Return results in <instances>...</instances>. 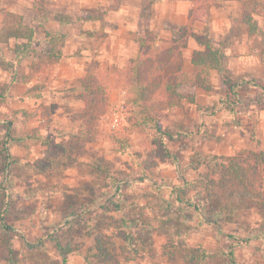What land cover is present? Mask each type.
<instances>
[{
    "label": "rangeland",
    "instance_id": "rangeland-1",
    "mask_svg": "<svg viewBox=\"0 0 264 264\" xmlns=\"http://www.w3.org/2000/svg\"><path fill=\"white\" fill-rule=\"evenodd\" d=\"M18 1L0 0V9H16ZM21 1L23 6L17 9H32L26 13L27 20L23 14L6 11L0 34V41L7 43L6 51L0 53V67L10 72V77L0 73V86L9 87L8 95L0 101V131L9 124L13 137L8 142L11 158L6 177L0 184L7 194V242L16 259L29 261L27 242L41 239L46 260L60 264L62 256L52 238L59 232L66 236L61 238L62 244L72 235L68 264H97L93 257L97 233L105 234L103 247H114L119 264H189L184 253L192 248L208 254L199 264H264V209L237 212L228 217L230 221L222 222L221 229L180 207L172 196L176 188L185 189L183 196L189 200L199 199V193L205 195L202 179L208 170L202 163L192 168V162L201 155L244 154L250 149L258 128V111L264 106V91L244 82L235 89L236 103L230 104L224 86L212 92L217 81L215 71L207 77L210 89L204 92L193 80H185L177 87L179 94L157 96L150 107L157 123L171 133L165 136L156 131L153 122L144 128L134 126V119L139 123L142 119L137 107L128 103L132 96L118 92L120 87L126 89L127 66L109 63L101 68L109 78L107 111L94 125V135H88L89 139L71 138L77 130L68 119L83 109L66 106L61 117L59 104L49 97L52 90H46L51 75L41 74L38 79L37 72L48 69L40 54L44 53L43 43L35 42L36 52L16 62L15 48L23 40L9 37V15L22 17L28 27L37 29L36 39L41 40L43 31H49L42 28V16L47 11L57 9L68 21L78 19L84 11L100 14L101 9L112 10L122 2L130 5L132 0ZM252 1L258 0H246ZM257 3L264 8V0ZM259 7L250 8L256 27L259 21L264 22V16L256 12ZM64 9L70 14H63ZM30 18L35 25L41 23L40 27L30 24ZM236 32H241L240 26ZM250 37L256 39L254 48L264 57V24ZM91 65L98 69V65ZM13 74L15 81H32L30 95H26L29 90L12 93ZM44 92H49L46 98ZM64 145L68 149L64 150ZM117 194L121 196L119 207L113 202ZM174 207L177 217L170 216ZM124 218L129 225H124ZM3 241L0 264H8ZM21 261L15 264H24Z\"/></svg>",
    "mask_w": 264,
    "mask_h": 264
},
{
    "label": "trees",
    "instance_id": "trees-1",
    "mask_svg": "<svg viewBox=\"0 0 264 264\" xmlns=\"http://www.w3.org/2000/svg\"><path fill=\"white\" fill-rule=\"evenodd\" d=\"M196 3L202 0H194ZM253 2V3H252ZM244 3V14L241 20L250 26L249 33L253 34L256 25L251 16V9L260 6L256 1ZM256 5V6H255ZM251 8V9H250ZM109 9H101V13L93 11L81 12L80 20L105 19ZM140 15L142 19V34L138 39V52L135 57L126 60V82L127 96L133 108L137 107V114L142 119L141 123L134 119V126L144 128L148 123H154L156 131H162L163 135L170 136L171 133L163 129L162 125L157 123V119L150 107L153 100L157 96L169 94L173 97L177 93V87L185 80L194 81L196 87L209 90L207 77L213 69H218L221 75V81L226 88L225 99L227 103L235 104L238 99V91L235 89L244 82H252L254 86L264 91V80L254 78H241L233 76L228 70L222 67L223 61V45L216 47L213 41L207 35L195 34L190 30L188 25H176L167 23L166 29L170 34L171 42L167 46H162L158 41V33L150 27L152 17V1L141 5ZM209 9L207 6L201 5L192 11L193 20L207 22ZM12 21L8 22L7 33L10 38L23 40L16 45L15 56L16 62L21 61L28 54L36 52L33 44L40 41L43 43L44 53L49 55L51 62H57L62 56V48L65 43L67 34L62 31L50 32L43 31V39H39L38 31L35 28L28 27L22 17L10 14ZM13 17H16L17 20ZM247 21V22H246ZM7 26V25H6ZM193 35L197 40L205 46L202 51H195L192 57V75L188 72V68L184 66L182 50L186 44L188 36ZM35 39L37 41H35ZM57 45V46H56ZM45 48H47L45 50ZM194 78V79H193ZM83 92L80 95L84 103L83 110L75 116H72L70 124L76 127V132L71 133V138L82 139L88 135H94V125L100 117L107 111L110 105V86L108 74L101 69L90 67L88 73L80 80ZM9 93V87L0 86V101ZM186 98V97H184ZM192 102L195 99L192 97ZM165 130V131H164ZM9 124L0 131V180L6 177V169L9 166L11 158L8 142L12 140ZM89 139V136L86 137ZM72 147L73 145L68 144ZM64 150L68 149L64 145ZM199 157V156H198ZM198 161L192 162V168H196L195 164L202 163L207 168V174L203 175L205 187V195L199 193V199L189 200L183 196L185 189H174L176 203H180V207L192 210L198 218L209 224H215L219 228L222 222L230 221L229 216L242 211L243 213L264 209V151L247 150L244 154L234 155H206L200 156ZM100 167V165H99ZM215 183V184H213ZM212 188V189H211ZM214 188V189H213ZM7 194L4 187L0 184V241L1 245L6 246L8 264L19 263L21 259H16L17 254L7 241L9 240L8 231L10 225L5 221V213L7 210L6 203ZM121 196L117 194L113 202L119 207ZM175 206V205H174ZM172 208L170 216L177 217V211ZM175 212V213H174ZM72 222L78 219L71 220ZM71 221L69 228H71ZM134 222V221H133ZM124 225H129V220L123 219ZM52 237L56 241L57 248L62 256L60 264H68V255L72 252L70 243L72 235L65 244L60 243L61 238L66 236L57 232ZM127 236H130L129 234ZM105 234L95 236L94 255L97 264H119L116 258L114 247L104 248L102 242H106ZM131 238V237H130ZM128 239V238H126ZM7 242V243H6ZM29 246V261H21L24 264H58L54 260L45 258L42 252L44 243L41 239L37 241L27 242ZM207 252L192 248L186 251L184 256L189 264H199L207 257ZM227 260H231L229 257ZM228 264V263H227Z\"/></svg>",
    "mask_w": 264,
    "mask_h": 264
},
{
    "label": "crops",
    "instance_id": "crops-1",
    "mask_svg": "<svg viewBox=\"0 0 264 264\" xmlns=\"http://www.w3.org/2000/svg\"><path fill=\"white\" fill-rule=\"evenodd\" d=\"M146 1H152L150 27L158 33V41L162 46H167L171 42L170 34L165 27L167 23L188 25L193 33L207 35L216 47L223 45L222 67L233 76L264 80V57L259 54L257 48H254L253 43L256 39L250 37L246 23L241 20L246 0H202L199 3L194 0H132L130 5L122 2L118 7L108 10L105 19L87 21L77 18L65 21L59 16L60 12L57 9H52L42 16V28L53 32L62 31L68 35L62 48V56L57 62H51L48 54L40 53L47 62L48 69L37 73H39L38 79L41 74L51 75L52 80L50 84H47L46 90L49 88L52 90L49 97L59 104L58 112H61V117L65 115L66 106L84 108V103L79 98L83 92L80 80L88 73L92 63L98 65V69L109 63L124 65L126 60L137 55L138 39L143 30L140 10L141 5ZM22 2L18 1L17 8L23 6ZM201 5L209 9L206 23L193 20L192 17V11ZM17 8L0 9V34L3 28V15L6 11L23 14L25 20H27L26 13L32 11V9ZM263 9L260 6L256 11L260 12L262 17L264 16ZM63 12V14H70V10L64 9ZM30 21L29 23L33 26L40 27L41 23L37 22L35 25L36 22L32 21V18ZM262 23L264 24L260 21L257 23L256 31L262 28ZM238 26L241 28L239 34L236 32ZM6 48L7 43L0 41V53L3 50L6 51ZM204 49L205 46L195 36H188L182 50L184 66L192 67L194 52ZM214 71L217 81L212 86V92L223 87L220 71L213 69L212 73ZM0 73L5 77H10V72L2 67H0ZM13 76L12 93L18 90L22 93L29 90L26 95H30L32 81H15V75ZM200 89L201 92L205 91ZM118 92L125 96L127 90L120 87ZM47 93L49 92H44L42 96L46 98ZM53 96L55 99L52 98ZM257 116L258 128L255 136L252 137L249 150H264V106L260 107ZM71 120L72 117L68 119V122Z\"/></svg>",
    "mask_w": 264,
    "mask_h": 264
},
{
    "label": "built area",
    "instance_id": "built-area-1",
    "mask_svg": "<svg viewBox=\"0 0 264 264\" xmlns=\"http://www.w3.org/2000/svg\"><path fill=\"white\" fill-rule=\"evenodd\" d=\"M114 124H116V123H114Z\"/></svg>",
    "mask_w": 264,
    "mask_h": 264
}]
</instances>
